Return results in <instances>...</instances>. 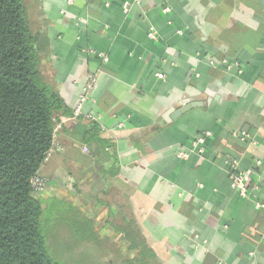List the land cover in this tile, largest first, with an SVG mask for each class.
I'll return each mask as SVG.
<instances>
[{"label": "crops", "instance_id": "1", "mask_svg": "<svg viewBox=\"0 0 264 264\" xmlns=\"http://www.w3.org/2000/svg\"><path fill=\"white\" fill-rule=\"evenodd\" d=\"M67 1L36 0L43 72L72 113L95 83L59 125L39 172L44 198L76 203L123 245L136 230L159 264H264V0ZM228 159L258 186L245 199Z\"/></svg>", "mask_w": 264, "mask_h": 264}, {"label": "trees", "instance_id": "2", "mask_svg": "<svg viewBox=\"0 0 264 264\" xmlns=\"http://www.w3.org/2000/svg\"><path fill=\"white\" fill-rule=\"evenodd\" d=\"M36 7V0H0V264H56L42 230L47 200L30 181L54 150L62 120L74 117L43 72L48 41L34 24ZM125 237L130 264H159L136 230Z\"/></svg>", "mask_w": 264, "mask_h": 264}, {"label": "rangeland", "instance_id": "3", "mask_svg": "<svg viewBox=\"0 0 264 264\" xmlns=\"http://www.w3.org/2000/svg\"><path fill=\"white\" fill-rule=\"evenodd\" d=\"M44 208L42 230L56 264H130L126 246L131 245L119 243V236L83 228L76 203L57 198L48 200Z\"/></svg>", "mask_w": 264, "mask_h": 264}, {"label": "built area", "instance_id": "4", "mask_svg": "<svg viewBox=\"0 0 264 264\" xmlns=\"http://www.w3.org/2000/svg\"><path fill=\"white\" fill-rule=\"evenodd\" d=\"M112 1L113 0H107L106 6H109V4ZM139 2H140V0H132V3H139ZM67 5L71 6L72 0L67 1ZM130 5H131L130 2H125L123 4V10L126 12L127 9L130 7ZM164 12L167 13L168 10L165 9ZM148 37L152 40L156 39L155 33L153 32L152 29H150ZM88 54L96 57L103 64H106L108 62V58L102 53H98V52L89 50ZM157 76L160 79H164V76H162V75L161 76L157 75ZM94 83H95V79L92 77H88L87 85L82 90V93L79 96L77 104L74 108V111H73V117L74 118H77L80 115L82 106L88 101L89 93L91 92L92 86ZM210 137H211L210 132H204V133L200 134L199 136H197L191 145V147H192L191 151L195 152L198 156H201L204 152L205 143H206L207 139H209ZM231 138H233L234 140H238L240 142H247L250 140L248 134H246V132H244V131H233L231 133ZM249 144L251 146H255V143H253L251 141H249ZM188 155H189L188 152H179L177 154V157L180 160H186L188 158ZM255 164H256V166H260L261 162L255 161ZM238 165H239L238 161L235 159L234 160L228 159L225 162L226 171L228 173V177H229V181H230L232 189L234 191H236V193L238 194V196L240 198L245 199V198L249 197L251 194H253V192L257 191L258 186L251 184L250 172L240 171L238 169ZM30 185H31L32 190L36 193L43 192L45 187H46L45 181L42 178H40L39 176L33 177L30 181ZM255 207H256V209L264 208V206L260 203H256Z\"/></svg>", "mask_w": 264, "mask_h": 264}, {"label": "water", "instance_id": "5", "mask_svg": "<svg viewBox=\"0 0 264 264\" xmlns=\"http://www.w3.org/2000/svg\"><path fill=\"white\" fill-rule=\"evenodd\" d=\"M193 107H196V105H187V106H185L184 108H182L180 111H179V113H177L176 115H178V114H184V113H186V112H188V111H190Z\"/></svg>", "mask_w": 264, "mask_h": 264}]
</instances>
